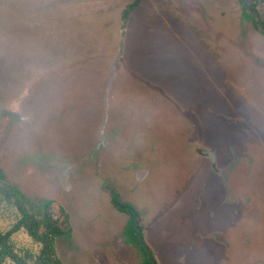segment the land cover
<instances>
[{
    "label": "rangeland",
    "instance_id": "1",
    "mask_svg": "<svg viewBox=\"0 0 264 264\" xmlns=\"http://www.w3.org/2000/svg\"><path fill=\"white\" fill-rule=\"evenodd\" d=\"M134 1L0 0V174L69 214L65 264H141L108 186L158 264H264V37L237 0Z\"/></svg>",
    "mask_w": 264,
    "mask_h": 264
},
{
    "label": "trees",
    "instance_id": "2",
    "mask_svg": "<svg viewBox=\"0 0 264 264\" xmlns=\"http://www.w3.org/2000/svg\"><path fill=\"white\" fill-rule=\"evenodd\" d=\"M142 1L135 0L126 10L125 18L137 9ZM112 202L131 215L123 234L125 242L139 252L142 264H158L144 241L142 229L136 228L132 206L121 203L114 193ZM3 203L14 208L19 217L8 231L0 229V264H65L57 252V242L60 239H71L72 236L70 216L64 208L59 207L56 210L53 201H45L35 209L29 208L20 192L9 185L4 175L0 174V205ZM20 232L27 234L38 245V252L17 248L13 237Z\"/></svg>",
    "mask_w": 264,
    "mask_h": 264
},
{
    "label": "flooded vegetation",
    "instance_id": "3",
    "mask_svg": "<svg viewBox=\"0 0 264 264\" xmlns=\"http://www.w3.org/2000/svg\"><path fill=\"white\" fill-rule=\"evenodd\" d=\"M142 2H141V4H142ZM133 3H131V4H133ZM237 3L239 4V6L242 9V16H243V19L240 20V24H241L242 27L239 28V33H240L241 40L244 41L247 44L248 43V38H246V36L247 35H251L252 32H254L255 35L264 37V0H237ZM130 5H128L126 7V9L124 10V12L122 13V20L124 21L125 24H127V22L129 20L130 16L132 15V13L139 8L138 7L137 9H135L127 18H125L124 14H125L126 10L128 9V7ZM254 34L252 36H254ZM108 144H110V142ZM205 152L211 153L212 155L206 154ZM200 153H201L202 156H206V157L210 158V160L212 161L213 165L217 164V156L215 155V153H213V152H211L209 150H203ZM148 173L150 175V171L147 168H144L142 170H138V174L140 176V180L145 175H147ZM112 188H113V186H108L107 187V189H109L111 191V202H112V195L114 193L115 195H117V197H118V199H119V201L121 203H127V202H124L121 199L120 194L117 191H115V189H112ZM127 204H129V203H127ZM112 205L121 214H123V215L128 217V221L126 223V226H127V224L129 223V221L131 219V215L127 211H123V210H121V208L116 207L113 204V202H112ZM130 205L132 206L131 212H132V215L135 218L136 228L137 229H140V228L142 229V234H143V238H144V226H142L141 223H140L141 222V216L139 214V211L136 209V207L133 204H130ZM126 226H125V228H126ZM125 228H124V231H125ZM124 231L122 233V236L124 234ZM122 239L124 240V238H122ZM124 242H125V240H124ZM128 246H130V245H128ZM131 248H133V247H131ZM134 250H136V249H134ZM153 255H154V253H153ZM140 257H141V255H140ZM141 264H142V258H141Z\"/></svg>",
    "mask_w": 264,
    "mask_h": 264
},
{
    "label": "water",
    "instance_id": "4",
    "mask_svg": "<svg viewBox=\"0 0 264 264\" xmlns=\"http://www.w3.org/2000/svg\"><path fill=\"white\" fill-rule=\"evenodd\" d=\"M114 72H115V66H114ZM113 80V77H112V79H111V81ZM206 154H210V155H212L211 153H208V152H205Z\"/></svg>",
    "mask_w": 264,
    "mask_h": 264
}]
</instances>
